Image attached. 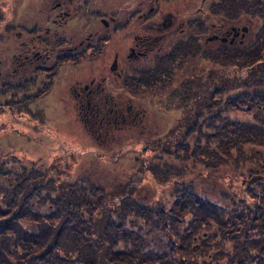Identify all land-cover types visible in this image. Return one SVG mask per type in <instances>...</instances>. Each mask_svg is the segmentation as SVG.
I'll list each match as a JSON object with an SVG mask.
<instances>
[{"label": "trees", "instance_id": "trees-1", "mask_svg": "<svg viewBox=\"0 0 264 264\" xmlns=\"http://www.w3.org/2000/svg\"><path fill=\"white\" fill-rule=\"evenodd\" d=\"M209 2L201 17L214 15L217 23L243 24L247 32L241 45L203 49L204 59L230 65L236 72L247 69L249 75L255 69L264 87V0ZM208 21L203 19L202 25ZM212 79L214 84L215 77ZM226 86L201 88L199 94L194 92L184 101L180 113L189 133L184 137L194 142L191 149L181 142L180 148L174 145L176 131L168 143L161 139L146 142L158 152L155 156L178 153L181 160L199 156L196 160L204 172L197 171L194 179L213 176V184H202L200 189L194 185L196 180L186 176L187 168L173 173L166 164L156 173L146 159L137 162L136 172L151 173L152 192L130 180L106 188L85 170L73 176L65 160L72 156L58 166L44 168L38 161L17 158L5 149L8 153L0 154V264H264V191L260 196L245 191L235 201L230 197L237 198L236 193L228 195L225 190L234 187L232 181L225 172L212 168L221 166L219 154L228 153L231 147L240 152L241 145L264 146V123L251 126L249 133L247 123L211 113L212 100L207 97L214 90L222 94ZM227 92L230 94V87ZM141 93L142 98L152 97V92ZM226 97L230 99L226 94L221 102ZM250 97L249 107L264 103V92L256 91ZM238 102L232 100L224 107L233 104L237 108L243 105V98ZM203 107L209 111L207 121L215 120L214 133L195 137L190 134L196 119L191 112L198 116ZM142 125L136 127L137 132L143 131ZM100 159L97 155L96 160ZM157 186L164 187V196L154 195ZM223 195L227 200L221 199Z\"/></svg>", "mask_w": 264, "mask_h": 264}, {"label": "flooded vegetation", "instance_id": "flooded-vegetation-1", "mask_svg": "<svg viewBox=\"0 0 264 264\" xmlns=\"http://www.w3.org/2000/svg\"><path fill=\"white\" fill-rule=\"evenodd\" d=\"M182 1L0 2V103L17 104L21 115L33 119L40 105L65 90L89 137L106 143L120 138L114 129L135 131L147 119L141 91L177 99L168 95L171 87L186 78L193 83L194 67L188 74L185 66L198 62L201 36L204 51L211 50L209 43L237 46L245 38L243 27L201 17L197 0L186 9ZM110 49L112 62H105ZM99 59L101 65L95 64ZM194 92L199 94L182 88L180 100Z\"/></svg>", "mask_w": 264, "mask_h": 264}, {"label": "rangeland", "instance_id": "rangeland-1", "mask_svg": "<svg viewBox=\"0 0 264 264\" xmlns=\"http://www.w3.org/2000/svg\"><path fill=\"white\" fill-rule=\"evenodd\" d=\"M2 1L4 0H0V2ZM104 1L111 3L115 0ZM180 1L174 0V4L178 6ZM200 1L202 2V0H197V7L200 5L201 12H205L210 7L211 2L208 0L205 4H201ZM188 3L189 0L182 1L184 9H186ZM166 5L170 8L173 6V3L168 2ZM239 26L243 27L244 25L241 24ZM203 36H201L200 46L202 51L198 56V62L192 63L191 61L185 66L189 72L188 74H191L194 67L193 76H190V80H193V83L188 85V79L186 78L179 84L180 87H171L168 95L171 97L176 96L177 99L163 100L149 96L147 102L141 105L145 108V117L147 119L143 120V131L140 133L136 130L130 131V128L126 126L123 130L117 131L114 129V134L120 135V138L113 142L108 141L105 143L96 140L94 137H89L86 129L83 128L84 123L81 122L82 120L79 121L76 118L74 102L69 101L67 91L59 90L58 98L54 97L50 101H46V103L40 105L39 113L33 115V119L31 117L27 119L21 115L17 104L6 105L0 103V107L4 109L0 110V154L6 155L8 152L5 149H8L13 155H16L15 157L38 161L37 164H42L41 166H44V168L58 166L64 161L65 157L72 156L73 159L68 158L65 160L68 161L71 167L70 172L73 176H78L80 170H85L93 176V180L102 186L104 185L106 188L130 180L137 187L144 185L147 192H152L151 173L146 172L144 175H141L136 172L137 162L142 159L153 163L156 173H160V170L163 171L165 165L168 164L171 166L170 169L173 173H178L181 169L185 170L187 168L186 176L196 180L194 177L197 176V171L204 172V168H201L202 164H199L196 160V157L199 156L190 155L188 158L187 156L183 158V160L180 159L178 153L177 155L171 153L155 156L158 152L152 150L146 143L147 141L157 139L168 143L171 141L172 134L176 131L178 134L174 142L175 146L178 145V148H180L181 142L182 144H187V148L189 146L191 149L194 145V142L190 143V138L187 140L184 137L189 133L187 127H185L186 124L183 123L184 121L178 119L181 116L180 111L184 103V101L180 100L181 97L179 96L182 88L184 90L193 89V91L200 92L201 88L205 90L208 87L211 89L215 85L223 86V84H227L228 86H226L225 92L222 94L216 92L220 90H214L207 97L208 101L212 100L210 102L212 105L210 109L211 113L214 115L219 113L221 116L226 117L225 120L231 122L247 123L246 129H248L247 132L249 133L252 131L251 126L264 123V103L257 105H253L254 103H252L251 107L248 106V100L252 94H255L256 91L264 92V87L260 84V79H258L259 74L257 70L254 69V72L249 75L247 69L236 72L235 68L230 65L221 66V64L214 61L205 60L206 54H203L204 46L202 44L204 42ZM219 46L221 48L223 46L232 47L230 45L222 46L221 43ZM208 47L211 50H213V47H215L214 49L218 48L214 43H209ZM215 51L217 53V50ZM112 57L113 54L110 49L103 59L105 62H112ZM95 64L101 65L100 59ZM197 66L198 69L196 70ZM90 67L92 66L88 65V69ZM215 72L216 75L214 74ZM213 76L215 77V83L211 84ZM256 81L259 82L256 84H260V86H256L253 83ZM228 87L231 89L230 94L227 92ZM240 93H245V97L240 96ZM226 94L227 96L230 95V99L226 97V101L221 102L222 99H225ZM242 98L244 101L243 105L236 108L232 106L233 104H229L230 107L228 105L224 107L225 103L228 104L232 100L234 103H239L238 101ZM210 103L208 102L207 104L209 105ZM135 106L137 107V105ZM215 106H218V109ZM11 107L13 109L10 111ZM208 113L209 111L205 110L204 107L199 111V117L197 120H193L190 134L196 137L200 134L214 133L213 126L215 125V120L207 121ZM200 127L201 131L198 132ZM212 148L213 146L209 145V149L212 150ZM97 155L101 158L99 161L96 160ZM157 158L160 159L158 164ZM210 158L213 159L212 163H215V158L213 156ZM218 159V163L221 166L217 168L214 165L212 168L217 169L219 173L225 172V175L228 176V181L231 180L234 185L232 189H225L227 190L226 193L231 195V192H235L237 195V198L232 195L228 197L236 201V199H241L244 196L245 191H248L251 195H261L264 191L262 190L264 188V146L256 144L241 145L240 152L237 148L231 147L228 153L219 154ZM192 160L195 163L191 162ZM257 167H261L262 170ZM252 168L255 170L251 171ZM253 176H256L258 179H252ZM241 177L243 178L242 180ZM234 178L237 180H234ZM159 179L158 177L154 178L155 184ZM212 181L213 176L204 177V180H196L194 185L196 184L197 189H200L203 188L202 184L210 185L213 184ZM218 182L222 183L221 181ZM165 193L166 191L163 186L155 187L154 195L162 197ZM221 199L227 200V196L223 195Z\"/></svg>", "mask_w": 264, "mask_h": 264}, {"label": "water", "instance_id": "water-1", "mask_svg": "<svg viewBox=\"0 0 264 264\" xmlns=\"http://www.w3.org/2000/svg\"><path fill=\"white\" fill-rule=\"evenodd\" d=\"M243 30L245 31V28H243Z\"/></svg>", "mask_w": 264, "mask_h": 264}]
</instances>
